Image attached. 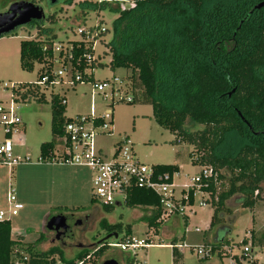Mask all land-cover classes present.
<instances>
[{
    "label": "trees",
    "instance_id": "trees-1",
    "mask_svg": "<svg viewBox=\"0 0 264 264\" xmlns=\"http://www.w3.org/2000/svg\"><path fill=\"white\" fill-rule=\"evenodd\" d=\"M129 1L131 6L122 9L120 0L116 7L110 1L88 2L80 11L84 15L89 11L116 14L110 27L111 40L105 44L106 54L110 56L112 71L120 69L126 73L125 85L132 95L128 104L149 105L157 125L175 135L178 143L192 147L191 163L211 168L207 186L201 189L208 195L204 203L212 209L210 242L205 243L212 245V256L221 258L223 247L232 243L227 239L232 231L227 224L230 219L225 217L230 213L228 201L239 198L242 208L251 209L262 200L260 193H264V7L254 9L264 0ZM51 2L47 0L48 5ZM42 22L30 23L37 30L35 39L19 43L21 69L31 72L37 64L38 79L52 69L51 47L56 40L55 34L42 28ZM48 22L56 23L53 17ZM84 23L80 21L76 27ZM106 33L107 29L98 38ZM67 42L71 47L68 65L72 76L78 73L82 81H93V72L86 74L85 70L94 71L102 65L96 59L88 65L83 57L92 56L91 44L83 38ZM11 95L15 102H46L44 92L34 84L12 88ZM63 101L64 96L50 93L53 140L41 144L37 158L51 156L70 121ZM154 167L168 175L179 171L176 165ZM90 203L93 204L92 199ZM189 204H193L192 198ZM123 206L151 209L153 215L145 219L147 228L157 234L162 227L160 199L153 192L134 186ZM79 209L71 212L87 210ZM102 210L107 214L112 208ZM182 220L186 226L187 216ZM101 227L106 235H118L124 230L122 241L129 238L131 231L129 225L121 223L103 222ZM220 232L224 234L222 239H218ZM106 243L66 260L56 247L36 251L32 244L13 240L10 222H0V264H27L34 258H47L49 264H55L54 255L65 264H99L97 257L108 250ZM171 252L172 264H178L182 254ZM126 264H132L131 260Z\"/></svg>",
    "mask_w": 264,
    "mask_h": 264
},
{
    "label": "rangeland",
    "instance_id": "rangeland-1",
    "mask_svg": "<svg viewBox=\"0 0 264 264\" xmlns=\"http://www.w3.org/2000/svg\"><path fill=\"white\" fill-rule=\"evenodd\" d=\"M16 1L31 2L42 8L43 16L47 18L42 22V28L47 33L55 34V42L66 43L67 41H79L80 36L76 33V25L80 21H85L84 28H93L100 23L107 29V33L100 38L94 40V57L97 64L102 67L96 68L93 73L94 81L110 80L113 76L124 79L126 73L120 69L112 71L109 67L110 56L107 53L105 44L111 40V23L116 18L115 13L89 11L84 15L80 9L87 7V3H98L102 1H110L116 7L119 0H52L48 5L47 0H0V13L5 11L8 6ZM119 8L131 6L129 0H120ZM56 21L50 24L48 18ZM79 26V27H81ZM45 30V31H46ZM51 30V31H50ZM37 30L35 25L26 24L16 28L11 34L0 37V103L6 107L12 105L15 112L20 117L23 128L21 135L15 141V153L19 156H29L31 164L26 166H17L8 173L5 167H0V210H7V193L9 186L14 191L17 200L23 205V209L18 212L15 217L9 218L10 226L14 240L21 241L26 244H32L36 251H48L56 247L63 254L66 260L73 259L82 250L76 249L68 243L53 242L51 233L44 229L48 218L60 214L57 208L63 212L84 207L87 210L92 209V203L85 201L72 200L66 198L61 203L65 204L53 205L47 199L48 191L41 194V186L34 184V180L39 178L37 167L35 165L39 155V148L43 143H49L53 140L51 134V110L49 104L50 93L64 96L66 103L65 116L74 118L76 116L92 114L95 116L103 115L107 110L112 113V136L96 139L97 148L101 149L104 155H111L114 152V145L120 138L127 137L133 144L132 151L140 162L147 166L155 165H176L179 172L173 175V183L181 188L184 185H190V179L196 177L201 165H193L189 157L192 147L178 143L175 135L164 130L156 124L152 117V109L149 105L142 103L128 104L125 101L114 102L112 107L109 106V98L91 91L90 82L81 83L76 86L57 84L53 88L45 90L44 96L46 102H35L30 100L26 103H16L11 99L12 87L19 85H32L38 81L39 66L34 64L33 70L27 72L21 69L19 64V43L35 39ZM59 44V43H58ZM65 45V44H59ZM57 64L53 65V69L57 70ZM66 78H63V82ZM6 84L7 88L3 85ZM189 126V125H188ZM201 129V127H195ZM194 128V129H195ZM19 139V140H18ZM231 144L228 145V148ZM43 166V165H40ZM76 167V166H68ZM84 169V168H83ZM86 175L92 176L89 170H84ZM10 174V175H8ZM91 196V186L89 190ZM260 200L253 208H242L241 200L230 199L228 207L230 213L226 214V219H230L227 224L231 226V233L227 239L234 244L236 249L251 245V249L259 252L261 260L264 262V193H260ZM91 198V197H90ZM208 199L207 194L195 192L193 195V204L185 210L188 218L186 228L184 220L179 219L178 223L172 224L174 217L167 219L158 233L155 234L153 229H148L145 219L153 215V211L149 208L128 209L122 207H112L110 213H104L107 218V224L121 223L131 227L129 237L134 240L147 239L151 243V247L140 248L134 252H119L118 249H108L97 260L101 264L105 260L113 259L118 264H126L131 260L132 264H172V252L169 247L172 239L175 242H184L187 244L205 243L210 240L209 221L212 213L210 204L201 203ZM86 204V205H84ZM51 205V208L48 206ZM67 206V207H64ZM56 208V209H55ZM66 210V211H67ZM80 210V209H79ZM96 216V215H95ZM95 217V225L90 231L83 236V250H90L95 244L106 236L102 231L103 219ZM164 229V231H163ZM197 229L199 233H194ZM124 230L118 234L117 240L111 238L108 243H116L124 236ZM184 232L193 235L192 238L182 240ZM41 239L37 241L39 236ZM167 235V236H165ZM205 236V237H204ZM224 234L218 233V239H222ZM182 238V239H181ZM244 239V243L240 242ZM94 246V247H93ZM55 261L57 255L53 256ZM27 264H49L47 258H34L28 260ZM178 264H228V259L213 256L205 260L197 256L194 251L185 249L182 251L181 260Z\"/></svg>",
    "mask_w": 264,
    "mask_h": 264
},
{
    "label": "built area",
    "instance_id": "built-area-1",
    "mask_svg": "<svg viewBox=\"0 0 264 264\" xmlns=\"http://www.w3.org/2000/svg\"><path fill=\"white\" fill-rule=\"evenodd\" d=\"M106 32L102 25H95L93 28L77 27L76 33L86 42L91 44V55H84L87 64L95 61L94 40L100 34ZM59 43V42H58ZM55 42L51 51L53 54V65L57 64L58 69L53 66L49 73H43L40 79L34 84L39 90L53 88L57 84L76 86V83H86L82 81L81 76L76 73L74 77L71 74V68L68 61L71 56V47L66 43L59 45ZM93 70H85L88 74ZM63 78L66 81L63 82ZM89 83V82H87ZM76 84V85H75ZM91 91L109 98V105L115 101H132V95L125 85V80L113 76L110 80L90 81ZM7 88V85H3ZM15 88V87H12ZM11 99H13L11 95ZM20 103V102H16ZM62 103H65L63 101ZM66 104V103H65ZM112 113L107 110L103 115L95 116L92 114L76 116L70 118V121L63 128V135L55 143L51 156L47 158H37L36 164L46 165H64L83 167L90 170L91 178V199L93 203L103 209L112 207H122L129 195L132 187L142 188L153 192L160 199L161 215L160 220L164 223L171 217L186 216L185 210L191 206L190 198L193 199L195 192H202V188L207 186L206 180L212 175L210 167H202L199 174L190 179V185H184L179 188L173 183V175L158 172L154 166H147L140 162L132 151V143L127 137L120 138L114 145V152L107 156L96 146V139L112 136ZM23 128L20 117L15 112L12 105L6 107L0 103V167H5L9 172L17 166L31 164L29 156H19L15 153V141L21 135ZM19 140V139H18ZM10 175V174H9ZM206 194V193H205ZM208 196V195H207ZM7 210H0V222L9 221V218L15 217L23 205L17 200L14 191L9 186L7 193ZM201 203H204L202 201ZM195 233H199L197 229ZM117 240V239H116ZM102 243L101 245H103ZM231 243L223 247L221 263L223 258L228 259V264H264L259 256V252L251 249L250 243L241 249H236ZM240 244H242L240 242ZM108 249H118L119 252H134L140 248L151 247V243L145 240H134L129 237L124 241L119 240L116 243H106ZM100 246V245H98ZM98 246L95 245L97 248ZM171 251L182 254L185 249L194 251L197 256L203 259L212 258V245L210 243L187 244L178 242L169 245ZM89 256L86 257L88 259ZM77 261L74 264H82ZM17 264V263H16ZM55 264H65L56 261Z\"/></svg>",
    "mask_w": 264,
    "mask_h": 264
},
{
    "label": "crops",
    "instance_id": "crops-1",
    "mask_svg": "<svg viewBox=\"0 0 264 264\" xmlns=\"http://www.w3.org/2000/svg\"><path fill=\"white\" fill-rule=\"evenodd\" d=\"M27 165H30V164H27ZM35 165H39L36 169L39 174V178L34 180V184H38L41 186L42 195H44L45 191L46 192L48 191L49 196H47L48 197L47 199H49V201H52L50 202L51 204L60 205L57 207H63L62 205H65V204H60V203L54 204V203H58V201H61V203L66 202L68 198L72 199L73 201L74 200L85 201L86 204L88 202L90 203L91 196L89 195V190L91 186L92 176L86 175L84 173L85 172L84 170H86V168L83 169V167H68V166L56 165V164L46 165V164H36L35 163ZM40 165H43V166H40ZM20 166H26V165H20ZM65 198H66V201H63ZM93 205L94 207L91 210H95L98 208L94 203ZM48 207L51 208V205H49ZM64 207H67V206H64ZM179 219H182V218L174 217L173 220L171 221L172 222L171 225H174V224L176 225ZM187 222H188V218H187ZM186 234L187 232H184L183 239H182L183 241L187 240L188 238H192L193 236L191 234H188V236L185 237ZM11 238L14 240L12 229H11ZM175 241H176V238H175ZM207 242H210V241H207ZM175 243H178V242H175ZM195 244H199V243H195Z\"/></svg>",
    "mask_w": 264,
    "mask_h": 264
},
{
    "label": "water",
    "instance_id": "water-1",
    "mask_svg": "<svg viewBox=\"0 0 264 264\" xmlns=\"http://www.w3.org/2000/svg\"><path fill=\"white\" fill-rule=\"evenodd\" d=\"M264 7V1L258 3L254 6L255 10ZM43 11L42 8L34 5L31 2L22 1L20 3L11 4L7 11L0 13V37L11 34L16 28L30 24L31 22L43 21ZM234 91L232 90L228 96ZM257 134V133H255ZM65 218L63 215H54L47 219L44 229L48 232L59 233L66 229ZM117 239V234H108L95 245H101L102 243L108 241L109 239ZM101 264H118L115 260L109 259L103 261Z\"/></svg>",
    "mask_w": 264,
    "mask_h": 264
},
{
    "label": "flooded vegetation",
    "instance_id": "flooded-vegetation-1",
    "mask_svg": "<svg viewBox=\"0 0 264 264\" xmlns=\"http://www.w3.org/2000/svg\"><path fill=\"white\" fill-rule=\"evenodd\" d=\"M20 2L22 1H16L13 3H20ZM7 9L1 13L6 12ZM59 215L64 216L65 224L67 227L65 230L59 233L49 232L51 233L53 242L57 241L63 244L68 243L74 248L80 249V250H83V247H84L83 246L84 234L90 231L92 227L95 225V221H96L95 217L101 216L99 217L103 219L101 222L107 223V218L104 217L105 215L104 213H102V211H100L99 207L95 210L88 209V210L80 211V212H63V213H60ZM102 231L105 232L104 230Z\"/></svg>",
    "mask_w": 264,
    "mask_h": 264
}]
</instances>
